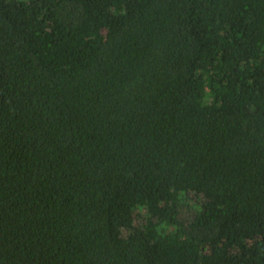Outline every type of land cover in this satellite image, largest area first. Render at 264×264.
<instances>
[{
	"label": "trees",
	"instance_id": "16d2710c",
	"mask_svg": "<svg viewBox=\"0 0 264 264\" xmlns=\"http://www.w3.org/2000/svg\"><path fill=\"white\" fill-rule=\"evenodd\" d=\"M0 264H264V0H0Z\"/></svg>",
	"mask_w": 264,
	"mask_h": 264
}]
</instances>
